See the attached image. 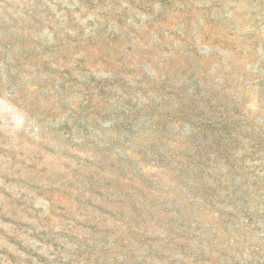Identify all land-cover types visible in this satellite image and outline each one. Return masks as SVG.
I'll return each instance as SVG.
<instances>
[{
    "label": "rangeland",
    "instance_id": "1",
    "mask_svg": "<svg viewBox=\"0 0 264 264\" xmlns=\"http://www.w3.org/2000/svg\"><path fill=\"white\" fill-rule=\"evenodd\" d=\"M0 264H264V0H0Z\"/></svg>",
    "mask_w": 264,
    "mask_h": 264
}]
</instances>
